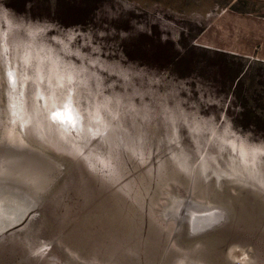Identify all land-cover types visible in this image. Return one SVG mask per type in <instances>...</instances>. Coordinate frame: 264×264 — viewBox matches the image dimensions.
Listing matches in <instances>:
<instances>
[{
  "label": "rangeland",
  "instance_id": "374dc122",
  "mask_svg": "<svg viewBox=\"0 0 264 264\" xmlns=\"http://www.w3.org/2000/svg\"><path fill=\"white\" fill-rule=\"evenodd\" d=\"M5 2L33 20L86 29L97 26V9L112 0ZM132 2L140 15L129 12L126 18L111 21V27L132 32V19L147 20L159 12L179 26L174 32L187 31L180 33L182 55L171 39L161 41L165 33L153 24L152 35L139 33L121 43L128 60L157 71L168 70L178 79L193 77L205 94L222 98V107L213 106L212 111L217 115L224 111L235 127L264 138V0ZM12 79L18 86L16 102L21 104L20 111L15 108L13 113L22 122L39 109L41 101L32 96L35 85L24 87L28 82L18 69L13 70ZM11 92L0 65L1 107L7 104L10 108L16 95ZM24 98L29 99V108ZM16 129L26 141H36L26 139L19 125ZM42 143V155L31 147L0 143V202L7 207L18 205L22 211L30 203L27 197L41 193L19 223L0 232V264H205L197 258H207L215 247L219 257L225 256V248L233 243L248 252L252 264H264V176L240 173L231 180L193 176L191 181L190 176L157 170L154 165L113 172L95 158L90 157L85 166L78 159L57 157L68 148L51 136L46 135ZM11 180L23 194L13 192ZM238 185L255 192L232 189ZM188 192L193 198L217 204L220 196L227 195L235 214L230 212L227 220L201 236L187 235L184 224L175 226L170 219L162 224L156 211L159 204L170 195H179L177 208L191 210L190 201L183 197ZM250 196L262 202L253 201L251 206ZM168 215L173 217L172 210Z\"/></svg>",
  "mask_w": 264,
  "mask_h": 264
},
{
  "label": "clouds",
  "instance_id": "9594fccd",
  "mask_svg": "<svg viewBox=\"0 0 264 264\" xmlns=\"http://www.w3.org/2000/svg\"><path fill=\"white\" fill-rule=\"evenodd\" d=\"M129 12L140 15L132 0L104 3L97 26L85 29L33 20L0 0V65L9 83L18 69L24 87L35 85L32 96L41 101L20 123L21 134L38 142L51 136L71 158L85 166L95 158L113 172L154 165L204 179L264 176V138L235 127L224 111H212L222 107L221 97L205 94L193 77L131 62L121 48L130 36L152 35L151 26L159 24L161 41L171 39L183 55L179 39L187 29L174 32L179 26L159 12L132 19V32L111 27ZM224 254L229 264H252L238 244L227 245Z\"/></svg>",
  "mask_w": 264,
  "mask_h": 264
},
{
  "label": "water",
  "instance_id": "95a60500",
  "mask_svg": "<svg viewBox=\"0 0 264 264\" xmlns=\"http://www.w3.org/2000/svg\"><path fill=\"white\" fill-rule=\"evenodd\" d=\"M17 82L15 81L13 84L11 83L12 86V96L15 97L14 100H12L10 108L9 105L5 104V107H1L0 106V143H6L9 145H15V146H27V147H31L33 150L35 149V151L38 154L42 155V148L44 147V143H42V141H26L25 139H23V137L19 134V132L17 131L16 128H18V125H20L21 121L19 120L18 117H15L14 115V109L16 108V110H18V112L21 109V104H19V102H16L18 100V94H17V88L16 87ZM25 94V93H24ZM25 97V96H24ZM17 98V99H16ZM32 97L30 98L31 101ZM24 103L26 104L25 106L28 107L29 105V99L27 100L26 98H24ZM15 105V107H13ZM30 106V105H29ZM19 115V113H18ZM21 115V114H20ZM19 115V116H20ZM29 140V139H28ZM57 157L59 155L62 156V158H68V159H73L71 158L69 155L66 154H56ZM33 178H35L32 175ZM1 178V176H0ZM4 177H2V179H4ZM193 176H190V180L192 181ZM10 180V179H8ZM2 182V181H0ZM11 181H9V183H11ZM4 183V182H3ZM18 183V182H17ZM12 184V185H11ZM11 184H7L8 186L11 185V187L13 189H15L17 194L22 193L21 191H19L18 187L11 183ZM46 183H43L42 185H44ZM1 185L3 186V184L1 183ZM222 186V185H221ZM220 186V187H221ZM10 187V186H9ZM235 191H243L242 189H245V191L247 193L250 194V191H254V189L251 188H247V187H241V185L238 186H233L232 188ZM224 191V189L222 190ZM19 192V193H18ZM228 194L231 196L232 194L230 193V190H227ZM30 193V192H29ZM23 194V193H22ZM32 194V193H30ZM223 194H226V192H223ZM260 195V194H259ZM264 197V194H261ZM25 196V195H23ZM33 197H27L29 202L27 207H24L23 210L21 211L20 214H17L18 216L14 217V220L10 223L7 224H3L2 220L0 221V232L3 230L8 229L9 227H12L14 225H16L17 223H19V221L21 219H23V217L26 214V210L30 207H32V204L35 203V200L38 199L41 196V193H35L32 194ZM224 197L220 196L219 197V201L220 204H217L211 200H200V199H196L193 198L190 194V192H188L187 194L183 195V197L185 199L188 200V202L190 201L191 205L193 206L192 209L189 210L188 209H183V208H177L176 206V201H178L179 195H170L169 197H167L165 199V202H163L162 204H159V207L157 208L156 211L158 217L160 218L162 224L165 223L167 220H173V222H175V226H178L181 224H184L185 227L187 228V235L191 236V235H195V236H201L204 235V233L206 234L210 229H212L215 225H217L218 223H222V221L227 220L229 218V214L231 212V214H235V208L233 206V200L229 199L228 197H226L227 195H223ZM232 197V196H231ZM257 199H255V197L250 196V199L247 198V202L249 205L252 206V202H262L260 197H256ZM236 202V201H235ZM196 208H198L196 210ZM177 214L178 217L174 216V212L175 210H177ZM172 210L173 212V217L169 216L168 213ZM205 211V212H204ZM205 213V216L208 217V221L207 222H202V218H201V214ZM201 218V219H200ZM234 219V217H230V220ZM209 253V252H207ZM214 254V255H213ZM198 260H200V262H203L205 264H207L210 260H215L217 261V264H228L229 262L227 261L225 256H218V250L215 247L213 249V251L211 252V254L207 257V258H197Z\"/></svg>",
  "mask_w": 264,
  "mask_h": 264
},
{
  "label": "bare ground",
  "instance_id": "6f19581e",
  "mask_svg": "<svg viewBox=\"0 0 264 264\" xmlns=\"http://www.w3.org/2000/svg\"><path fill=\"white\" fill-rule=\"evenodd\" d=\"M20 209L21 207H19L18 205H12L10 207H7L0 202V221L2 220L3 224L12 222L14 220V217L18 216L17 214L21 213V211H19ZM201 218L200 219L202 220V222L208 221V217L206 216Z\"/></svg>",
  "mask_w": 264,
  "mask_h": 264
}]
</instances>
